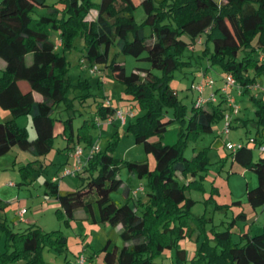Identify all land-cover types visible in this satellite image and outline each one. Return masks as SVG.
<instances>
[{"label": "trees", "instance_id": "1", "mask_svg": "<svg viewBox=\"0 0 264 264\" xmlns=\"http://www.w3.org/2000/svg\"><path fill=\"white\" fill-rule=\"evenodd\" d=\"M138 7L144 15L141 24H136L133 16ZM39 10H45L46 14H37ZM92 12L95 15L87 19ZM202 36L204 55L208 54V60L221 69L217 81L230 74L238 94L254 93L249 98L254 106L255 133L247 143L237 144L236 149L229 151L234 162L256 175V187L246 191L248 205L256 209L264 206V154L260 153L253 161L249 143L258 149L264 147V98L258 97L264 82V0H222L220 4L213 0H100L98 4L91 0H60L59 6H49L46 0H0V62L3 63L0 108L11 116L0 123V156L15 146L33 156L32 162L21 167L23 179L29 170L37 169L39 158L49 151L57 136L58 123L63 127L62 135L68 139L67 149L71 154L80 139L91 147L92 136L87 127L106 122L118 109L105 105L107 100L98 102L92 121H84L73 143L72 119H61L58 113L63 103L64 110H70L67 92L72 84L66 74V53L75 48L76 40L82 42L79 66L110 67L114 78L125 87V94L137 103L142 113L128 125L127 133L143 146L145 153L153 156L155 169L150 171L146 163H126V167L138 179L147 180L148 191L143 188L142 192L146 203L134 197L128 188L122 191L123 205L117 206L111 200V192L121 185L118 165L111 155L113 143L105 152L87 154L76 174L82 182L76 190H59L57 179L53 178L43 182L45 196L58 203L56 215L65 224L73 220L79 209L87 220L96 222L87 199L92 196L98 207V222L113 228L120 226L118 236L123 246L107 251V243L104 264H157L155 259L161 248L175 247L176 240L185 236L176 222L180 226L185 223L192 205L185 188L196 182L180 185L176 177L177 174L194 177L205 168L206 160L203 153L190 160L184 158L180 143L170 146L149 142L151 136L161 138L166 132L170 120L164 121L165 109H173L174 119L183 124L179 133L182 144L188 138L210 133L213 123L225 115L230 116L231 128L239 114L240 109L232 114L231 103L219 93L221 86L217 87L216 80L213 89L217 87L214 91L219 100L198 107L194 102L187 118L185 107L169 89L172 74L186 64L181 61L183 51L188 46L192 49L191 45ZM111 48L147 61L150 69L127 75L114 60L108 63ZM19 82L26 83L29 91L23 92ZM81 86H88L87 81L81 82ZM33 93L40 96V101L34 99ZM21 116L30 117L34 139H29L26 129L17 126L16 119ZM5 206L0 199V211ZM0 231L6 234L7 246L12 248L0 254V264L16 260L45 264L41 257L43 248L58 254L66 249V237L60 231L47 233L30 226L15 233L3 221ZM175 261V264H264V226L258 235L242 233L237 243L232 241L230 233H218L213 245L204 243L195 255L187 257L185 250H177Z\"/></svg>", "mask_w": 264, "mask_h": 264}, {"label": "rangeland", "instance_id": "2", "mask_svg": "<svg viewBox=\"0 0 264 264\" xmlns=\"http://www.w3.org/2000/svg\"><path fill=\"white\" fill-rule=\"evenodd\" d=\"M91 1L97 4L100 2V0ZM138 1L140 0H136ZM213 1L220 4L222 0ZM46 4L59 6L60 0H46ZM37 14L45 15L46 11L39 10ZM94 15L95 12H92L87 19L90 20ZM133 16L135 23L141 24L144 18L142 8L138 7ZM53 38L57 36L53 34ZM204 39L202 36L201 43ZM191 47L192 49L188 46L181 55V61L186 64L178 68L169 80V89L175 93L177 100L185 107L186 118L190 115L194 102L198 98L207 101L210 99V94L214 93L215 100H219L218 93L214 91L215 88L206 87L200 95L197 87L204 82V76L217 81L221 74V69L208 60V54L204 55V45L196 42ZM208 48L211 49L210 44ZM81 49L82 42L76 40L75 48L66 53L68 62L66 74L72 84L67 92L70 110H64L66 105L63 103L58 117L61 119L71 117L73 143H75L78 128L85 123L84 121L88 123L92 121L98 102L107 100L109 105L113 108H121L124 113L129 110L130 105L134 106L135 118L127 119L124 125L117 120H114L112 124L100 121L96 127L89 126L86 129L92 136V144L96 145L101 152H105L109 144L113 143L111 155L117 162V177L121 185L111 192L110 198L114 204L121 206L125 203L122 194L123 186L129 188L131 192L141 186L146 192L148 191L145 187L147 180L138 179L127 169L126 163H146L149 170L154 171L155 161L151 154L145 153L141 144L134 142L132 134L127 133L128 125L142 115L137 103L125 94V87L114 78L110 67L97 65L95 73H92V68L86 65L80 67ZM113 60L123 66L127 75L150 69L147 61L136 60L111 48L108 63L110 64ZM154 74L159 73L154 71ZM83 81H87L88 86H81ZM216 85L221 86V81H217ZM260 88V95L264 98V83H261ZM253 94L252 91L238 94L234 89L229 90L228 95L234 106L240 109L237 117L242 121L232 122L231 128L225 132L226 122L220 119L213 123L210 133L188 138L183 144L181 143L182 138L179 137L183 124L174 119L173 109H165L164 121L170 120L166 132L161 138L151 136L149 142H161L170 146L180 143L184 158L190 160L198 153H203L206 165L204 169L198 170L194 177L187 175L183 178L177 174L176 178L180 185L188 181L195 180L196 182L185 188V194L192 201V205L189 214L184 219L183 226L176 222V225L184 230L185 236L176 240L175 247L161 248L160 255L155 259L157 264H175L177 250H185L187 257L195 255L204 243L213 245L218 233H230L232 241L237 243L244 232H248L251 236L262 232L264 206L252 209L246 201V191L257 185L256 175L234 162L227 149L228 144L247 143L255 133L252 123L255 118L254 106L249 98ZM10 119V114L0 108V123ZM16 123L20 128L26 129L29 139L35 138L30 117L21 116L17 118ZM62 132L63 127L58 123L55 132L57 136L53 139L49 151L39 158L37 169L29 170L24 179L21 167L32 162L33 156L19 150L16 146L0 156V199L6 203L4 209L0 211V221H3L6 227L15 233L26 229L27 225L24 220L34 221L37 227L47 233L62 232L66 237L65 251L58 254L48 247L43 248L41 257L45 264H78L77 258L80 256L85 258V264H104L106 244L108 243L107 251H112L114 247L122 248L123 242L115 228L98 222V207L94 202L95 198L92 196L87 198L94 212L95 223L87 220L84 211L79 209L75 212L73 220L65 224L56 215V210L59 208L58 203L44 194L45 179L57 178L59 190L63 192L76 190L82 183L79 176H62L64 171L70 170L75 164V160L67 149L68 139L62 135ZM79 146L85 155L92 148V146H87L83 139H80ZM249 146L252 148L253 161H256L260 155L258 147L251 142ZM10 183L14 186H9ZM142 202H147L144 193ZM22 210L24 214L20 217L18 212ZM169 235L172 236V233ZM8 242L6 234L0 231V254L12 250L7 246ZM8 264H24V261L16 260Z\"/></svg>", "mask_w": 264, "mask_h": 264}, {"label": "built area", "instance_id": "3", "mask_svg": "<svg viewBox=\"0 0 264 264\" xmlns=\"http://www.w3.org/2000/svg\"><path fill=\"white\" fill-rule=\"evenodd\" d=\"M97 71L96 67H93L91 69L92 73H95ZM203 81L201 84L198 85L197 89L200 93V95L202 94L204 88H213L215 85V81L212 78H208V77H203ZM222 85L220 87L219 93L227 96V99L229 101V103H231L230 105V109L232 114H237L238 112V106H234L232 103L233 101L230 99L229 95H228V91L231 89L236 88V83L234 78L230 75V74H226L223 76L222 81H221ZM261 90V88H260ZM208 102H216L215 100V96L214 93L210 94V99L205 101L201 98H198L195 101V106H201V105H205ZM105 105H109L108 102H106ZM135 115V110L133 107H130L128 111H126L124 113V111L121 108H118L115 110L114 115L112 118L107 119L106 123L110 124L112 123L113 119L117 120L120 122L121 125H124L125 122L127 121V119H131L133 118ZM229 115H225L224 120L226 122L225 124V132H228L229 130ZM238 146L234 145V144H228L227 145V149L233 151L234 149H236ZM259 152L264 154V147H260ZM99 149L96 145H93L91 150L89 151V154H94L96 152H98ZM83 153V149L79 146L76 145L75 148L73 149V151L71 152L70 156L75 160V164L73 166V168H71L70 170H66L62 173V176H75L77 174V172L81 169V165H82V161H81V156ZM57 178H53V180H56ZM9 186H14L12 183L9 184ZM143 192V187L141 186L140 188H137L135 191L132 192L133 196H136L138 193H142ZM24 214V210H22L19 215L20 217H22ZM77 262L78 264H85V258L83 256H80L77 258Z\"/></svg>", "mask_w": 264, "mask_h": 264}, {"label": "crops", "instance_id": "4", "mask_svg": "<svg viewBox=\"0 0 264 264\" xmlns=\"http://www.w3.org/2000/svg\"><path fill=\"white\" fill-rule=\"evenodd\" d=\"M201 38L198 40V43H199V45H202V43H201ZM3 67V63L2 62H0V68H2ZM205 77H208V76H205ZM261 83H264V82H261ZM18 86H19V88L23 91V92H27V91H29V87H28V85L26 84V83H24V82H19L18 83ZM217 87H219L218 85H217ZM216 87V88H217ZM215 88V89H216ZM33 96H34V99L36 100V101H40V96L38 95V94H35V93H33ZM258 97H262L261 95H259ZM237 118V117H236ZM235 118V119H236ZM234 119V121H236ZM17 120V119H16ZM238 120V122H240V121H242V120H239V119H237ZM17 124V123H16ZM18 126V125H17ZM86 156H87V154L85 155L84 154V152L82 153V156H81V161L83 162L85 159H86ZM57 183H58V181H57ZM58 187H59V184H58ZM127 187L126 186H123L122 187V191L124 190V189H126ZM129 189V188H128ZM130 190V189H129ZM133 192V191H132ZM132 192H131V194H132ZM123 194V193H122ZM134 197H138V198H140V201H143V193H138L136 196H134ZM21 211H19L18 212V214L20 213ZM20 216V215H19ZM93 216H94V212H93ZM95 218V217H94ZM22 219V218H21ZM24 223H26V225H27V227H26V229L28 228V227H30V226H36V224H35V222L34 221H32V220H24ZM37 227V226H36ZM39 228V227H38ZM25 229V230H26ZM116 229V232H117V234H118V230L120 229V226H118V227H116L115 228ZM24 231V230H23Z\"/></svg>", "mask_w": 264, "mask_h": 264}]
</instances>
